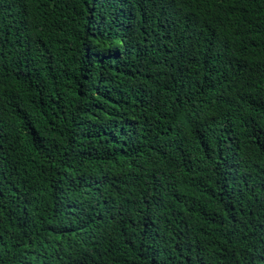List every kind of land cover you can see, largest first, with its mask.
<instances>
[{
    "label": "trees",
    "instance_id": "obj_1",
    "mask_svg": "<svg viewBox=\"0 0 264 264\" xmlns=\"http://www.w3.org/2000/svg\"><path fill=\"white\" fill-rule=\"evenodd\" d=\"M0 264H264V0H0Z\"/></svg>",
    "mask_w": 264,
    "mask_h": 264
}]
</instances>
